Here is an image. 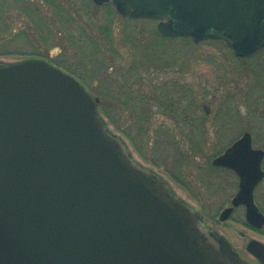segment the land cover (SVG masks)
Instances as JSON below:
<instances>
[{"label": "water", "instance_id": "95a60500", "mask_svg": "<svg viewBox=\"0 0 264 264\" xmlns=\"http://www.w3.org/2000/svg\"><path fill=\"white\" fill-rule=\"evenodd\" d=\"M93 2L158 21L163 38L220 41L241 58L264 50V0ZM99 99L44 60L0 63V264H264V242L247 246L255 261L244 258L132 160L107 129ZM251 143L246 132L212 165L239 177L219 220L243 206L260 230L254 193L264 151Z\"/></svg>", "mask_w": 264, "mask_h": 264}, {"label": "rangeland", "instance_id": "374dc122", "mask_svg": "<svg viewBox=\"0 0 264 264\" xmlns=\"http://www.w3.org/2000/svg\"><path fill=\"white\" fill-rule=\"evenodd\" d=\"M21 1L0 0V63L40 59L76 78L103 99L99 113L132 160L200 213L205 232L255 261L247 246L264 242V228L247 224L244 207L219 220L238 181L209 163L245 132L264 148V50L243 60L219 41L159 40L158 21L127 19L93 0ZM28 1L45 16L27 15ZM255 202L264 213V181Z\"/></svg>", "mask_w": 264, "mask_h": 264}, {"label": "trees", "instance_id": "16d2710c", "mask_svg": "<svg viewBox=\"0 0 264 264\" xmlns=\"http://www.w3.org/2000/svg\"><path fill=\"white\" fill-rule=\"evenodd\" d=\"M27 0H22L21 2L24 4V2H26ZM52 3H54L53 2V0L51 1ZM28 3H30L29 1H28ZM59 6H56V5H54L56 8H59V7H61L62 8V12H63V10H65L64 8H65V6L63 5V4H61V3H59L58 4ZM29 6H31L32 7V9H28V4H26V6H24V7H27V8H25L24 9V12L25 13H27V15H29V13H30V11H32V10H35L34 11V13L37 15H39V17H44L45 15H43V13H44V10H43V6L41 7L40 6V4H38V3H36V2H32V3H30L29 4ZM109 8L111 9L112 7H110L109 6ZM41 15V16H40ZM30 20H32V19H30ZM45 22V21H44ZM31 25H34V20H32L31 22ZM35 25H38V26H41V27H43L44 28V24H43V21L41 22V23H39V22H37L36 20H35ZM36 27V26H35ZM158 34V33H157ZM158 38H159V40H163V41H165V40H170V39H165V38H163V37H161L160 35H158ZM181 39H183V40H188V42L191 40V39H187V38H181ZM220 42V41H219ZM221 43H223V42H221ZM224 44V43H223ZM225 45V44H224ZM243 60H248V59H243ZM70 70V69H69ZM70 71H72V70H70ZM72 74H74V72H71ZM75 75V74H74ZM101 96V95H100ZM103 100V99H102ZM102 100H101V104H100V107H101V110L104 112V107H105V103L104 102H102ZM200 127H202L201 128V132L200 133H202L203 132V130L204 129H207V128H205V127H203V126H200ZM193 130H196V126L194 125V129ZM182 155H184V154H182ZM185 157H187V155H185ZM210 166H211V168H215L214 166H212V164H211V161H210ZM216 169H219V168H216ZM221 169V168H220ZM172 177H173V175H172ZM176 177V176H175ZM176 179V178H175ZM177 181H180V182H184L183 180H178L177 179ZM185 183V182H184Z\"/></svg>", "mask_w": 264, "mask_h": 264}, {"label": "flooded vegetation", "instance_id": "af4514ba", "mask_svg": "<svg viewBox=\"0 0 264 264\" xmlns=\"http://www.w3.org/2000/svg\"><path fill=\"white\" fill-rule=\"evenodd\" d=\"M205 109H206V113H209V110H207V108H205ZM245 133H246V132H245ZM243 135H244V133H243ZM243 135H242V136H243ZM242 136H241V137H242ZM251 136H252V135H251ZM241 137H240V138H241ZM240 138H236L235 140H233L232 143L229 144V146L233 145V143H235V142H236L237 140H239ZM251 144L253 145V148L264 151V148H257V147L254 146L253 138H252V143H251ZM229 146H228V147H229ZM228 147H226V148L224 149V151H225ZM224 151H223V152H224ZM221 154H222V153H221ZM261 164H262V169H263V171H264V168H263V167H264V160H263V162H262ZM227 170H228V169H227ZM229 171H231V172L233 173L234 177L237 179V181H238V190H239V177L237 176L236 172H234L233 170H229ZM263 181H264V180H263ZM261 184H262V183H261ZM261 184H260L259 186H261ZM259 186H258V187H259ZM258 187H257V189H258ZM257 189H256V190H257ZM238 190H237V192H238ZM256 190H255V191H256ZM237 192H236V193H237ZM236 193H235V195H236ZM254 194H255V193H254ZM235 195H234V196H235ZM234 196H233V198H234ZM254 197H255V195H254ZM241 207H243V206H241ZM259 208H260V207H259ZM214 242H215V241H214Z\"/></svg>", "mask_w": 264, "mask_h": 264}]
</instances>
